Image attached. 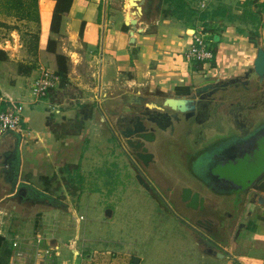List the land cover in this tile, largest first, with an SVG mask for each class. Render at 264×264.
I'll return each mask as SVG.
<instances>
[{"label": "crops", "instance_id": "crops-1", "mask_svg": "<svg viewBox=\"0 0 264 264\" xmlns=\"http://www.w3.org/2000/svg\"><path fill=\"white\" fill-rule=\"evenodd\" d=\"M57 1L39 0L40 25L0 14V22L28 24L41 31L39 50L34 52L23 44L17 29L0 25V41L4 43L1 48L9 55L0 61V105L3 107L9 99L25 105L22 127L0 138V264H15L12 242L17 237L30 243L25 259L28 264H118L130 256L129 252L113 251L109 255L94 250L93 255H86V246H82L83 251L78 248L82 239L80 223L84 220L83 215L77 216L79 205L97 201L98 193L93 189L102 183L100 178L91 183L85 179L89 166L84 160L96 150L92 141L104 129L106 136L110 130L117 135L112 126L127 92L146 96L150 101L170 94L187 96L208 78L243 74L253 65L258 39L264 43V16L259 36L251 35L253 11L260 5L264 8V0H203L204 7L200 6L201 0H142L137 9L129 0H73L69 12L62 17L60 32L54 33L50 25ZM219 9L223 14L216 13ZM207 20L216 24V58L201 64L188 62L185 51L194 35L205 31ZM83 22L88 26L82 37ZM49 40L57 42L55 52L48 48ZM56 53L70 58L74 65L53 93L38 100L32 81L41 75V66L57 71ZM66 86L71 95L68 91L58 92L67 90ZM215 120V135L220 143L224 138L223 123L218 117ZM204 147L201 146L203 150ZM222 160L219 155L217 165ZM205 166L194 164L191 179H207ZM68 168L72 180L67 183L61 174ZM106 182L107 177L103 184ZM71 183L81 184V189L83 185L89 187L77 194L62 188ZM59 189L67 191L57 194ZM207 204V213L200 217H206L211 224L223 222ZM227 211L231 219L225 222L236 221L235 215ZM239 215L246 227L239 236L228 230L233 237L230 244L204 246L199 242L202 251L215 247L225 256L204 252L203 259L212 264H264V209L249 203ZM113 216L114 212L106 213L111 223ZM39 235L54 247L52 257L35 260L33 244ZM133 257L137 256L132 254L129 263L133 264ZM139 258L142 264L144 259Z\"/></svg>", "mask_w": 264, "mask_h": 264}, {"label": "rangeland", "instance_id": "rangeland-1", "mask_svg": "<svg viewBox=\"0 0 264 264\" xmlns=\"http://www.w3.org/2000/svg\"><path fill=\"white\" fill-rule=\"evenodd\" d=\"M256 3H258L257 0ZM255 8L256 11H253L252 19L254 22L252 37L253 35L255 37L259 36L258 30L261 27L264 16L263 6L260 5ZM209 28L211 26H204V30ZM38 30H40L38 27H31L28 24H22L17 28L23 44L29 51L33 50L31 47L34 44L29 33L32 31L37 32ZM3 44L0 41V48ZM48 48H51V46L48 45ZM8 49L11 50V47H8ZM73 58L76 60L77 56L74 55ZM69 59L67 58L68 71L74 65V62ZM80 66L84 67L85 63ZM47 67L48 70H51L49 66ZM51 71L56 72L54 70ZM36 79L37 77L32 81V85ZM61 80L62 78L60 77L49 93H53L57 89ZM66 88L67 90H59L58 92L65 93L68 91L71 95L70 87L66 86ZM223 121L225 125L228 124L227 121ZM112 127L117 135L112 130H110L111 134H108V136H106L108 133L106 129L99 131L96 140L92 137L94 138L92 143H95L96 149L94 154L92 157L88 154L84 160L86 165L89 166L85 176L86 182L91 183L93 180L100 178L102 183L93 189V191L98 193L99 199L97 201L91 200L90 205L88 202L83 201L79 205L77 216L83 215L84 220L80 223L82 239L79 240L78 248L83 251L82 246H86V255H93L94 250H98V253L109 255H112L113 251L129 252L127 254L130 256L121 259L122 263L119 262L118 264H132L129 263L132 254L142 257L144 259L142 264H212L211 261L203 259L202 242L207 241L212 245L217 242L222 245L223 243L230 244L233 239L229 232L233 231L232 224L224 220L223 222L220 221L225 229L223 233L229 230V233L227 232L229 235L224 236L222 233L212 234L213 236H211L207 230L202 229L195 222L196 218L202 216V213L188 211L180 201L173 196H169L166 187L172 181L159 179L161 187L157 191L152 192L153 194L146 188L143 189V186L141 187L139 182H137L138 180L135 179V174L130 171L132 168L139 170L134 164L135 161L132 156L130 157L126 153V151H131L127 148L125 141L121 138L114 125ZM171 144H175V138L171 139ZM167 147L169 148L168 151L163 153L155 143L154 151L157 155V166L168 172L167 175H170L175 173L169 165V162L172 161L173 145ZM236 167H229V176H232L231 174L235 170L245 169L244 167H247V164L243 163ZM106 177L107 182L103 184ZM67 186L62 188H68L69 192L76 194L79 191H85L89 187V185H83L81 189V184L75 183ZM66 191V189H59L57 194H65ZM107 210L114 212L113 218L110 219L113 220L112 223L106 218ZM229 213L232 214V211H229ZM230 219L231 217L226 216V221H230ZM74 222L76 223V221ZM227 224H229L227 227L224 226ZM216 237L219 238L217 239ZM13 261L16 263L18 259H13ZM28 263L26 260L21 262V264Z\"/></svg>", "mask_w": 264, "mask_h": 264}, {"label": "flooded vegetation", "instance_id": "flooded-vegetation-1", "mask_svg": "<svg viewBox=\"0 0 264 264\" xmlns=\"http://www.w3.org/2000/svg\"><path fill=\"white\" fill-rule=\"evenodd\" d=\"M250 77L255 79L253 78L247 83L240 82L238 85H236L237 83H230L209 90V92H214L225 100V103L221 105V113L218 115L223 123L221 127L224 136L223 142L218 143L217 135H215L218 131L214 118L216 115L202 125L196 123L193 118L186 119L183 117L181 122L175 123L174 129L169 127L159 132L160 135L156 145L160 147L161 152H167L169 149L167 146L173 145L172 161L168 164L175 172L174 174L167 175L168 172L157 166V155L152 149V145H149L148 148L155 154L154 159L148 166L139 160L131 149V152L126 151L127 155L132 156L135 161L134 164L138 167L139 173L148 182V191H157L161 187L159 179H167L172 181L166 187L169 196H175L186 207V202H183L181 197L184 194L185 187L189 186L194 192H199L200 196H205L206 200L209 197V200H207L210 203L209 210L221 220L225 221L228 215V211L225 209L228 208L230 212L232 211V214L236 217V221L232 220V223H230L233 227V236H239L246 227L239 214L245 212L253 191L251 190L250 193L243 196L244 204H239L235 199L237 181H233V177L229 175L222 177L219 172L225 168H235L243 163L247 164L248 167L257 164L264 167V84H260L254 73L250 74ZM223 120L227 121L228 124L225 125ZM174 138L175 144H171V139ZM201 146H205V150ZM204 154L206 155L203 156ZM219 155L223 160L217 165L216 160ZM202 163L206 164L205 173L209 174V177L204 179L203 182L191 179L189 174L193 165H201ZM211 170H215L216 173L213 174ZM193 195L194 193H191V196L189 194L190 197H193ZM206 200L205 209L201 211L198 208L197 212L207 213L208 204ZM200 219L205 220L207 218L199 216L195 222L202 229L210 230V233L217 231L222 234L225 230L222 226L223 223L220 221L216 224H204L199 222ZM202 243L204 246L210 244L207 241Z\"/></svg>", "mask_w": 264, "mask_h": 264}, {"label": "water", "instance_id": "water-1", "mask_svg": "<svg viewBox=\"0 0 264 264\" xmlns=\"http://www.w3.org/2000/svg\"><path fill=\"white\" fill-rule=\"evenodd\" d=\"M142 0H129L131 7L137 9L138 4ZM133 24V23H132ZM254 73L260 84H264V43L261 38L258 39V46L253 65L241 76H233L226 79L208 78L197 85L192 92L187 96L167 95L156 100H147L146 96L127 92L122 96V108L118 113L114 127L119 132L125 144L135 156L144 162L146 166L154 159L155 153L149 150V145L154 149L155 143L159 139L160 131L167 128L174 129L175 123L181 122L184 117L186 119L193 118L196 123L203 124L211 119V117L221 113V105L225 103L224 98L219 97L214 92L209 90L218 86L228 85L232 83L250 82L254 77L250 74ZM255 79V78H254ZM130 150V151H131ZM239 168V167H236ZM243 170H235L232 172L233 181H237L236 198L239 204H244V195L252 190V198L249 203L256 204L264 209V167L257 164L251 167H244ZM138 182L147 190L149 189L148 182L144 176L132 169ZM220 175H229V168L222 169ZM225 177V176H222ZM191 193H194L193 197ZM190 194V196H189ZM183 202H186L187 207L203 211L205 209V196H200L199 192L185 187L182 195ZM107 215H111L112 211L107 210ZM200 223H209V219H200ZM228 226V225H226ZM203 240V239H201ZM204 252L209 255H214L223 258L225 254L220 252L215 247H207ZM133 264H139L140 258L133 257Z\"/></svg>", "mask_w": 264, "mask_h": 264}, {"label": "built area", "instance_id": "built-area-1", "mask_svg": "<svg viewBox=\"0 0 264 264\" xmlns=\"http://www.w3.org/2000/svg\"><path fill=\"white\" fill-rule=\"evenodd\" d=\"M200 6H205L203 0ZM213 36L211 32L200 31V34H195L193 42L190 47L185 51V58L188 62L199 64L212 61L216 58V51L213 50ZM41 75L33 83V92L36 99L40 100L49 94L51 88L60 78L55 72L48 70L44 66L40 67ZM5 102V100H2ZM7 103L3 107L0 105V138L2 135L10 130H18L22 127L24 121L25 105L21 101L6 100ZM34 258L35 260H43L50 258L55 253L54 247L48 242L46 237L37 236L34 239ZM24 240L17 237L12 242V249L14 257L18 259L19 264L27 256V245ZM33 264H36L33 262ZM86 264V263H84ZM109 264V263H101Z\"/></svg>", "mask_w": 264, "mask_h": 264}, {"label": "trees", "instance_id": "trees-1", "mask_svg": "<svg viewBox=\"0 0 264 264\" xmlns=\"http://www.w3.org/2000/svg\"><path fill=\"white\" fill-rule=\"evenodd\" d=\"M72 2L73 0H58L57 1L55 10L52 16L51 25H50V30L52 32L54 33L60 32L62 17L69 12ZM216 13L223 14V11L219 9ZM0 14L14 17L17 21L35 22L38 25H40L41 23L39 0H0ZM0 25L5 26V27L15 28V29L19 28L18 24L8 25L4 22H0ZM87 26H88V23L83 22L82 27H81L82 37L85 35ZM205 26L207 27L211 26V28H209L210 30L207 29L205 31L211 32L212 36L214 33H216L214 30V27L216 26V24H214L213 21H209V20L205 21ZM39 32L40 30H38L37 32L29 33L34 41V44L31 47L33 49L31 50L34 52H37L39 50V43H40ZM213 40H214L213 41L214 43H213V46L211 47H213L212 49L216 51L215 46L217 44L216 42L217 40H215L214 37H213ZM56 44L57 43L55 40H49V46H51L50 49L53 52H55ZM8 58H9L8 52L0 48V61H5ZM56 62H57V71L55 73L59 75L62 79H64V77L67 76V73H68L67 57L63 54L56 53ZM69 170L70 168L67 169V172H65L64 175L61 174L62 179L66 180L67 183L70 178L72 180ZM0 243H1V238H0Z\"/></svg>", "mask_w": 264, "mask_h": 264}]
</instances>
